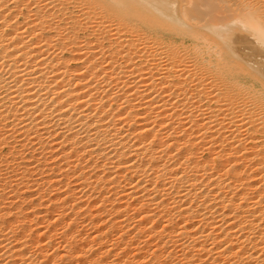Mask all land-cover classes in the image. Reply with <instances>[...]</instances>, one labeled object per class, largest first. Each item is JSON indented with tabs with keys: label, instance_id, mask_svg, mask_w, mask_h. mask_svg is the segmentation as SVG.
Wrapping results in <instances>:
<instances>
[{
	"label": "bare ground",
	"instance_id": "bare-ground-1",
	"mask_svg": "<svg viewBox=\"0 0 264 264\" xmlns=\"http://www.w3.org/2000/svg\"><path fill=\"white\" fill-rule=\"evenodd\" d=\"M0 172V264H264V0H0Z\"/></svg>",
	"mask_w": 264,
	"mask_h": 264
},
{
	"label": "rangeland",
	"instance_id": "rangeland-1",
	"mask_svg": "<svg viewBox=\"0 0 264 264\" xmlns=\"http://www.w3.org/2000/svg\"><path fill=\"white\" fill-rule=\"evenodd\" d=\"M5 151L7 152V148L4 149V151H2V153H5V154H3V155L7 156L6 154H8V152L6 153ZM8 157H10V156L8 155ZM3 173H4V174H3ZM6 173H7V172H2V173L0 172V178L2 177L1 179L4 180V181H2V180L0 179V180H1V182H0V185H1L0 189L3 188L2 190L5 191V193L7 194V196H9L10 192L12 191L11 189L14 188V186L12 185V184H14V182H12V181L10 180V176H11V175H8V174H6ZM1 174H3V175L1 176ZM5 175H6V176H9V177L7 178V177H5ZM34 175H37V173L34 174ZM3 176H4L5 179L3 178ZM42 176H43L42 174L40 175V174L38 173V175H37V176H33V178L36 179V180H40ZM35 177H38V178H35ZM39 178H40V179H39ZM7 181H8V182H11L12 184L9 185V183H7ZM6 183H7V184H6ZM7 185H8V186H7ZM4 187H5L6 189H5ZM11 187H12V188H11ZM10 188H11V189H10ZM9 190H11V191L9 192ZM7 192H8V193H7ZM11 241H13V242H11ZM11 241H9V242H10V243H16V241L14 242L13 239H12ZM36 242H37V241H36ZM40 242H41L40 244L43 243L42 245H44V243L46 244V242H49V241H46V240H45V241H42V240H41ZM30 243H31V244H30ZM30 243H29L30 245H33V244H35V241H34V242H30ZM37 243H38V242H37ZM37 243H36V245L33 246V247H31V246L28 244L29 246H27L26 248H27V250L30 249V250H29L30 253H29L28 251H25V252H26V254H27V252H28V254H27L26 256H30L29 258L32 259L31 261H32L34 264H41L43 261H42V259H40V258H42V257H40V256L42 255V252H44V251L39 250V249H40L39 247H41L42 245L37 247V245H40L39 243H38V244H37ZM54 243H55V244H54ZM62 243H63V242L60 243V240H59V242H58V240H56V242H55V241H52L50 247H47L49 250H48V249H47V250H48L50 253H51V250H52V253L55 252L56 250H59V252H62V251H63V249H62V247H63ZM58 244H60V245H58ZM63 244H64V243H63ZM64 245H65V244H64ZM61 246H62V247H61ZM29 247H31V248H29ZM36 247L38 248V249H37L38 251L35 249ZM52 247H54V248H52ZM58 247H59V248L61 247V248H60L61 251H60V249H59ZM64 247H65V246H64ZM64 247H63V248H64ZM56 248H57V249H56ZM50 249H51V250H50ZM35 250H36V251H35ZM53 250H54V251H53ZM31 251H32V252H31ZM39 251H41V252H39ZM38 252H39L40 254H39ZM29 254H30V255H29ZM34 254H35V256H34ZM36 254H37V255H36ZM38 255H39V256H38ZM26 256H25V257H26ZM58 256H59V255H57L56 257H58ZM33 257H35V258H33ZM39 257H40V258H39ZM6 258H7V256H6ZM37 258H38V259H37ZM53 258H54V257H53ZM53 258H52V259H47V260H46V262L48 261L47 264H54V260H53ZM58 259H59V258H58ZM58 259H57V260H58ZM3 260H4V259H3ZM5 260H6V259H5ZM34 260H35V262H34ZM57 260H56V261H57ZM62 260H63V257H61V259L58 260V261H60V263H61ZM39 261H40V262H39ZM41 261H42V262H41ZM58 261H57V264H59ZM65 261H66V262H65ZM68 261H69L68 258H64L63 263H64V264H66V263L68 264ZM51 262H52V263H51ZM33 263H32V264H33ZM63 263H61V264H63Z\"/></svg>",
	"mask_w": 264,
	"mask_h": 264
}]
</instances>
